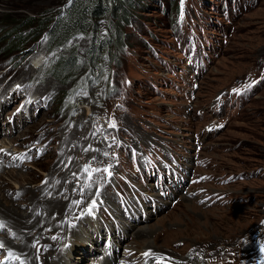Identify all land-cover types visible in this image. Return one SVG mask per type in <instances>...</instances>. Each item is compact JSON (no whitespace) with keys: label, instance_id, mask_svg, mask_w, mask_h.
Wrapping results in <instances>:
<instances>
[{"label":"rangeland","instance_id":"obj_1","mask_svg":"<svg viewBox=\"0 0 264 264\" xmlns=\"http://www.w3.org/2000/svg\"><path fill=\"white\" fill-rule=\"evenodd\" d=\"M75 1L0 0V164L28 184L7 181L53 179L47 190L79 208L57 257L99 240L54 264H142L146 247L150 264H264V0H184L182 18L180 0H138L100 68L87 57L92 36L111 33L100 16L94 34L25 23L3 48L14 22ZM61 59L76 62L62 80L50 72ZM58 160L75 184L64 188ZM9 256L0 247V262L22 264Z\"/></svg>","mask_w":264,"mask_h":264},{"label":"bare ground","instance_id":"obj_2","mask_svg":"<svg viewBox=\"0 0 264 264\" xmlns=\"http://www.w3.org/2000/svg\"><path fill=\"white\" fill-rule=\"evenodd\" d=\"M37 62L38 60L34 61V67L36 68ZM21 64L22 66L20 65L19 70L24 71L26 61ZM12 69H10L7 75L11 74ZM1 142L6 143L5 140ZM3 150L8 151L6 148ZM3 150H0L1 153ZM57 164H59L60 168L62 167L57 177L63 183L64 188L65 184L75 182H67L70 180L69 170L64 171L63 169L67 163H61L58 160ZM6 173L8 174L6 175ZM7 176L25 185L28 183L25 182V177L20 174V171L14 168L5 170L4 166L0 164V222L3 223V227L0 228V243H2L4 251L11 254L9 258L14 257L16 262L21 261L22 264H54L56 261H61L64 258L79 261L91 250V245L96 243V240L97 242L99 241L98 236L93 238L91 233H88L84 239H76L73 244H70V248L66 253L64 252L60 257H57L59 243L67 239V230L70 224L68 219L74 216L71 212L73 210L76 212L79 208L76 206L70 208L67 202H64V195L59 190L61 187L52 185L47 190L46 187L51 185L53 179L49 178L46 183L33 188L29 186V188L22 190L23 187H18L17 190H14L10 186V182L7 181ZM92 195L91 191L86 190L83 199ZM16 197L21 201H17ZM73 199L72 201H74ZM18 205L25 206V208L20 209ZM70 228L72 227L70 226ZM143 230H138L135 236L142 238L145 232ZM110 235L113 238L112 241L116 242V245L118 240L116 235L112 233ZM138 251L140 257H142V264L153 263V259L150 256L146 257L143 255V253L149 252V248H139ZM157 259L160 258L157 257ZM93 264H96V262Z\"/></svg>","mask_w":264,"mask_h":264},{"label":"trees","instance_id":"obj_3","mask_svg":"<svg viewBox=\"0 0 264 264\" xmlns=\"http://www.w3.org/2000/svg\"><path fill=\"white\" fill-rule=\"evenodd\" d=\"M138 0H76L72 3L66 12L56 14L52 20H46L45 15L35 18V16H29L24 19H20L14 22L12 26L14 30L7 36L8 41L3 48L9 46L13 47L19 44L22 40L23 30L18 29V26L27 23V25H41L42 23H48L45 25V29L51 26L54 27L59 24L60 29L67 34L90 31L94 34V26H90V22L94 17L100 16L108 19V26L110 27V35L104 45V41L92 36L91 43L87 49V57L92 67L100 68L102 57H109V52L112 48H122L124 45V32L122 31L123 25L129 21L131 15H133L132 9ZM171 11H178L179 6L176 3H170ZM166 12V11H165ZM176 21V18H175ZM170 23H174L170 21ZM43 30V29H42ZM31 32V31H30ZM29 32V33H30ZM6 38V37H5ZM20 46L19 48H21ZM17 48L15 52L19 49ZM13 54V51H11ZM76 66V62H70L67 59L57 60L50 72L55 74L57 79L65 77V74L69 71V74L73 73L72 68Z\"/></svg>","mask_w":264,"mask_h":264},{"label":"snow or ice","instance_id":"obj_4","mask_svg":"<svg viewBox=\"0 0 264 264\" xmlns=\"http://www.w3.org/2000/svg\"><path fill=\"white\" fill-rule=\"evenodd\" d=\"M180 3H181V18L183 17V5H184V0H180ZM253 83H255V82H253ZM247 87H251V85H248ZM233 91L234 92H239V90H237V89H233ZM114 126V125H113ZM98 171V170H97ZM104 171L105 172H108V169H104ZM110 174V173H109ZM94 206H95V202H93V204L92 205H90L89 206V213L91 212V210H92V208H94ZM3 227V223L2 222H0V228H2ZM0 247H3V245H2V243H0ZM262 252H264V246H262L261 247V249H260ZM11 255V254H10ZM143 255L144 256H151L152 255V253L151 252H145V253H143ZM0 264H2V262H0ZM158 264H159V262H158Z\"/></svg>","mask_w":264,"mask_h":264}]
</instances>
